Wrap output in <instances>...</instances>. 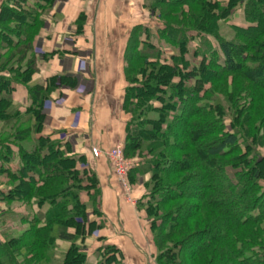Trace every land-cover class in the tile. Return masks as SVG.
<instances>
[{"label":"trees","instance_id":"trees-1","mask_svg":"<svg viewBox=\"0 0 264 264\" xmlns=\"http://www.w3.org/2000/svg\"><path fill=\"white\" fill-rule=\"evenodd\" d=\"M234 1L229 0V5L233 6ZM240 2L243 10V20L246 24L243 26L240 25L239 28L241 29L237 31L243 34L250 31L253 32L250 33L252 39H246L248 42L246 44L255 52L254 56L256 54L259 55V62L254 67L244 66V63L239 61L238 58H241V54L239 53L240 45L232 40H222L218 43L217 50L212 47L209 39H205L204 37L200 41L199 46L195 48L194 53V56L200 55V65L192 66L189 60H186L184 57V54L188 50L186 48V36L190 34L189 39H191L197 36L208 35L209 30L207 29L215 26V18L216 20L226 18L228 11H222L221 14L215 17L212 15V12L210 13L209 6H205L200 0L198 2L196 0H144V7L147 11L154 14L153 17L156 15L161 17V22H154L153 29L143 25L134 27L127 41L124 54V61L126 62L123 69L126 79L124 111L127 114H132L131 118L125 124L123 154L126 158L132 157L136 153L145 155L147 158L142 159L143 165L138 166L140 168L137 172L141 176L147 174L150 177L149 181L145 183V189L147 188V191L145 190V196L138 200L137 205L145 208L149 207L148 205L150 204L148 203L157 197V200L155 199L157 204L163 206L166 205V202L172 203L174 200L179 201L190 198L189 193L180 191L181 181V183L172 181V178L178 175L182 169L178 161L179 157L182 156L180 154L182 150L189 146L191 149L189 147L190 150L187 152V156L192 151L191 156L194 160L200 157V151H205V157L207 159L214 160L218 157L230 155V153L236 150V145L239 142L238 134L240 133L228 134L227 132L223 133L219 129L217 132L219 134L218 138L215 139L213 132L210 131L209 125L203 124V131L201 130L200 134L199 130L193 127L197 124L194 122L190 123L191 114L194 112L192 111V105H184L186 102H182L179 105H171V110H175L177 125L181 122L184 124H182L183 126L180 129L181 131H185V136L187 135L189 137L187 147L170 143L171 140L167 141V137L164 138V136L169 134L168 131H159L157 127L163 125L165 120L164 112L170 108H165L163 105L161 107L158 103L163 100L162 98L164 96L162 94L166 92L165 88L172 82L170 79L173 76L180 74L183 78L182 80L186 83L191 80L187 93H189V96H197V98H199L203 88L206 90V85L204 84L209 80V77L205 71L209 63L225 72L228 71L229 73L242 75L254 87H257V82L264 77V28L261 27L260 29V25L264 26V6H261L264 5V0H241ZM53 6L54 0H4L1 4L0 156L1 159L8 157L7 160H11V158L15 160L18 158L16 171H9L8 168H5L3 172L9 173L10 179H17L25 185L31 186L29 191L22 189L21 185L12 191L7 192L1 190V195L9 201L14 198L25 197L26 200L29 199L34 202L37 206V213L34 215L32 222L33 225L35 224L34 234L38 236L40 232L47 231L51 236V241H62L72 245L66 253L64 252L57 259L59 264H89L87 263L88 260H86V253L84 251L82 253L79 252V246L76 245V240L80 236L86 238L90 231L94 228L100 229V226H97L95 222H88L86 225V223L77 221V218H87L86 204L81 199L85 197L91 203H94L93 212L98 214V210L96 209L98 179L96 174L86 170V168H81V165L84 166L86 164L84 156L66 155L69 152V148L67 145L63 146L61 144L57 138V133H45L43 131L44 116L41 112V104L46 99L47 94L42 85H29L31 77L37 68L32 54L31 41L42 24L43 15L48 14ZM160 6L164 8L162 9V13L159 9ZM186 6L189 7L187 10H184L183 8ZM167 7H170V9L177 7L179 11L173 15V13L166 12ZM162 19L165 21L163 22ZM187 24L191 25V29H195L192 30L195 31L193 35L192 32L182 30ZM198 25L199 27H197ZM163 40L168 41L173 47L178 48L177 54L179 55L166 54V50L161 46ZM8 49H11V53L9 51L7 52ZM138 62L144 64L142 65L143 72L140 75L142 76L141 80L144 79V82L142 81L143 83L141 85H137V83L129 85L130 75H128L127 69L133 66V63ZM147 67L152 68L148 77L144 75ZM155 69L157 71H154ZM136 79L134 77L133 80ZM13 84H20L27 88L29 105L25 110L26 114L30 115V124L26 122L27 119L21 120L19 106L13 103ZM175 86L177 87V83ZM259 89H264V86ZM186 95L177 93L175 96L179 101H182L187 99ZM168 99H171V95L168 96ZM151 102H155L157 105L151 107ZM141 107L148 109L149 113H157V116L160 118L153 120L149 117H141L140 115L133 116V113L130 112V108L140 110ZM253 119H255L253 113H247L245 123H248V129L252 133H255L254 136L256 135L257 129L260 134L264 135V125L260 124L258 127L256 122H252ZM144 124H148L150 127L145 129L143 128ZM191 128L195 130H190ZM207 129L210 132H206ZM171 136L177 140L176 135L171 134ZM3 137L5 138L3 139ZM241 137L243 138L242 135ZM29 141L33 144L30 150H26L23 144H27ZM243 146L246 150L249 149V144L244 142ZM247 152L242 151L239 156L241 166L238 168V171L234 170L236 166L233 165L230 169L227 168V170H224L220 166V169L216 170L217 172L206 168L208 166L207 162L200 165V172L205 173L207 182L202 184L200 188L201 193L198 197H195L199 202L193 204L192 207L190 206L191 211H193V216H190L191 212L184 209L183 204L170 208L171 213H166L165 218L171 221V223L168 224L167 222L163 226L162 230L166 231L163 237L166 240H170L171 237L174 238L176 236L178 239L171 243L169 249H166L162 254H158L157 260H159V257H163V263L165 261L166 264H177L176 258H181L178 264H185V258L193 260L195 257L201 255L206 257L207 264L213 261L208 246L209 241L212 239L213 241L215 240L212 235L213 221H210L205 216H202L203 218L197 224H194L192 220H194L195 215L198 213L205 215L201 211V206H213L215 202L213 198L221 199V191L216 192L213 189L214 186H218L221 183H224V186H226L224 190L226 189L228 192H231V195H237V197H231V200L229 198V200H226V205L229 208L237 209V218L231 221L234 225L244 227L246 225L264 222V206L258 203L264 201V192L260 193L259 191V197H257L256 201L255 199L253 201L251 200V196L246 193V191L250 192L251 190H249L248 185L245 183L251 179L255 181L264 178V155L255 153V151ZM173 162L179 163L174 164L177 165L176 168H174L175 166L172 168ZM132 168H135V163L131 165L130 170ZM234 174H238L240 180H233ZM128 176L129 180H132L134 177L131 172L128 173ZM252 183L255 184V182H248L250 186H252ZM231 186H235V189H232ZM91 190H93L94 194L90 193ZM257 190L258 187L252 193L255 194L258 192ZM24 192L26 193L24 194ZM168 193V201L165 198H161ZM250 200L255 205L251 206ZM222 202H225L223 198ZM225 209L223 212L225 218H231L229 209L227 207ZM182 210L186 212L185 218L179 220L178 213L182 212ZM146 212L148 215H151L149 208H147ZM188 221L192 223L187 226ZM218 230H220L219 227ZM190 239H194L198 243L200 242L196 251L194 249V251L191 250V246L188 245L187 241ZM254 239L256 240L257 238L254 237ZM260 248L251 249L249 246L246 248L241 245L235 248V257L239 258L238 261L241 264H264V250ZM111 250H115L113 252L116 254L118 253L122 262L120 252L116 248ZM2 252L3 250L0 249V255ZM106 252L104 253L105 258L102 257L103 259H100V264L114 263L116 260L120 261L116 255L109 253L108 250ZM188 252L190 253L187 254ZM258 254L259 256L262 255L261 259L258 258ZM8 258L9 263L7 264H19L17 261H12L9 255ZM103 260L104 262H102ZM95 264H99V262Z\"/></svg>","mask_w":264,"mask_h":264},{"label":"rangeland","instance_id":"rangeland-1","mask_svg":"<svg viewBox=\"0 0 264 264\" xmlns=\"http://www.w3.org/2000/svg\"><path fill=\"white\" fill-rule=\"evenodd\" d=\"M197 2L199 0H196ZM203 2V4L206 6H209L210 13L212 12V15L217 17L219 14L222 13V11H228V16L226 18H215V26L211 27L209 30V34L206 36H197L194 38L189 39V36H186V48L188 49L187 52L184 54L185 59L189 60L190 64L193 65H200V55L194 56L195 54V48L199 46L200 41H202L205 37V39H209L211 45L213 48L218 50V43L222 40H232L240 45L239 47V53L241 54L238 58L241 63H244V66L247 67H254L258 62L259 55L256 54L254 56L255 52L252 50L250 46H247L246 39H252V36H250V33H253L252 31L248 33H239L237 30L241 29L239 28L240 25H245L243 20V10L241 7V0H235L233 2V6L229 5V0H200ZM264 6V5H261ZM189 6L184 7V10H187ZM160 12L162 13V8L160 6ZM166 12L178 13L179 9L173 8L170 9V7L166 8ZM154 14L148 12V18L151 21V24H155L156 22L161 20V17H158L156 15L153 17ZM161 16V15H160ZM164 17V16H163ZM164 22L165 20L162 19ZM168 21V20H166ZM155 22V23H154ZM161 22V21H160ZM159 22V23H160ZM11 25V24H10ZM168 26H170L169 23H167ZM210 25V24H207ZM193 26V25H192ZM171 27V26H170ZM182 27V26H180ZM199 27V25L197 26ZM238 27V28H237ZM264 28V26L260 25V29ZM187 29V30H184ZM183 31H189L193 32L191 29V25H185V27L182 29ZM161 46L166 50V54H173V55H179L178 48L173 47L168 41L163 40V44ZM212 48V49H213ZM11 53V49H8L7 52ZM141 62L133 63V66H131L129 69H127V73L130 78L129 85H134L137 83V85H141L144 82V79H142L141 73L143 72V66ZM191 66V65H190ZM124 69V67H123ZM190 69V68H189ZM152 68L147 67L146 73L144 75H147V77L150 75ZM154 71H157L155 69ZM207 76L209 77L204 85H206V90L203 88L202 93L200 94L199 98L197 96H189V93H187L188 87L191 84V80H189L188 83L184 82L180 74L178 76H173L170 80L172 82L166 86V92L162 94L164 97L163 100L158 103L166 108L165 113V120L163 122V125H159L157 128L159 131H168L169 134L164 136V138L167 139V141H170V143H176L177 145L187 147V144L189 143V137L185 136V131H181V127L184 125L182 122L177 125L176 123V115L175 110H171V105L174 104L179 105L180 103H185L184 105L190 104L192 105V111L194 113L191 114L190 117V123H196L197 125L193 126L196 130H199V133L201 134L202 125L208 124L210 127V131L213 132V137L216 139L218 138V130H222L223 133H240L238 134L239 142L238 145H236V150L230 153V155H227L225 157H218L214 160H209L207 157H205V151H200L201 155L198 158H194L191 156L192 151L189 152L190 155L187 156V152L191 149L186 148L182 150L181 154L182 156L179 157L180 165L182 166L180 173L178 175H175L173 177L172 181L179 182L182 184L180 185V191L183 193H189L190 198L183 199V200H174L172 203L166 202V205H158L156 200L157 198H153L154 200L150 201L148 204L149 207H143V206H137V202L133 195V189L132 185L136 183L137 180H129L128 179V173L127 172V183L129 187V193L128 197L131 200L127 201V198H125V190L122 189V187L119 186V195L124 200L125 203H128L132 206H137V209L143 210L145 213V230L148 234V237L150 238V243L154 246V253L149 257V255L144 256V260H149L150 264H166L165 261L163 263V257H159L157 260V255L162 254L166 249H169L171 247V243L175 242L178 238L176 236L173 238L171 237L170 240L163 237L166 231L162 230L163 226L168 222V224L171 223V221H168L165 218L166 213H171L170 208L176 207V206H184V209L188 210V212H191L190 216H193L190 206L192 207L193 204H196L197 199L196 196L201 193V186L204 184V182H207V179L205 178V173L200 172V165H203V163L207 162L208 166L206 168L212 169L213 171L217 172V169H220V166L223 167L224 170H227V168L230 169V167L236 166L234 168L235 171H238L239 167L241 166V160L239 159V156L241 155L242 151H248L249 153L251 151H255V153H260V155H264V135L260 134V132L256 131L255 133H252L248 129V123H245V119L247 117V113H253L255 116V119H253L252 122H256L258 127L260 124L264 125V89H259L260 87L264 86V77H262L259 82H257V87L252 86L251 83H249L242 75L235 74V73H229L228 71L225 72L222 69L215 67L213 64L209 63V65L206 68ZM139 73V74H138ZM133 77V78H132ZM134 77H136V80H133ZM146 77V78H147ZM143 81V82H142ZM177 83V87L175 86ZM256 84V83H255ZM179 86V87H178ZM153 93V92H152ZM177 93L180 95L187 94V99H184L182 101H179L178 98L175 96ZM156 95V94H155ZM171 95V99H168V96ZM174 95V97H173ZM196 97V98H195ZM156 106L157 103H150V106ZM149 107V106H147ZM188 107V106H187ZM131 109V113H133V116L140 115L141 117H149L153 120H158L160 117L157 116V113L152 112L149 113L148 109H143L142 107L140 110H135L133 108ZM125 110V109H124ZM145 110V111H144ZM42 112V111H41ZM125 112V111H124ZM20 118L21 120H26V122H29L30 124V115L26 114V110H21L19 108ZM174 113V114H173ZM43 114V113H42ZM128 118H131L132 114H127ZM43 126L47 124V115H43ZM162 119V118H161ZM183 124V125H182ZM173 125V126H172ZM261 125V126H262ZM255 126V125H254ZM150 125L144 124L143 128H149ZM170 127V129H169ZM194 128H191L190 130H195ZM200 128V129H199ZM209 129H207L206 132H210ZM176 135V139H173L171 134ZM198 133V134H199ZM243 136V138L241 137ZM212 137V138H213ZM5 137H3L4 139ZM2 139V140H3ZM209 139V138H208ZM173 140V142H172ZM247 143L249 144V149L246 150V148L243 146V144ZM0 143H1V120H0ZM33 143L29 141V143L23 144L24 148L26 150H30V147ZM69 152H65L66 155L70 154V147ZM173 152V151H172ZM247 152V153H248ZM128 153H130L128 151ZM127 153V154H128ZM124 155V154H123ZM184 157V158H183ZM8 157L1 159L0 156V249L3 250V252L0 255V264H7L9 263V258L12 259V261H17L19 264H59V261L57 259L66 253V251L72 246L70 243L62 242V241H51L50 234L45 232H40L37 235L34 234V226L32 222L34 219V215L37 213L36 211V204L32 202L31 200L27 199L25 197L22 198H14L12 200H6L4 199V196L1 195V190L3 191H12L15 188H19L20 185L22 189H27L29 191L30 187L29 185H25L23 182H20L17 179H10V175L7 172H3V170L6 168L12 171H16L18 164L15 163V160L11 158V160H7ZM125 160L129 163L130 167L134 160L137 159H146L147 157L145 155L141 154H134L132 157H124ZM183 158V159H182ZM14 160V161H13ZM178 163V162H176ZM173 162L172 168H176L177 165ZM179 164V163H178ZM87 166V164H85ZM185 166V168H183ZM129 167V169H130ZM211 167V168H210ZM245 169V168H244ZM240 173V172H238ZM233 176V175H232ZM230 176V178H232ZM186 177V178H184ZM184 178V179H183ZM150 177L147 178L146 182H140L142 184L144 191H147V188L145 189V183L149 181ZM228 179V178H227ZM233 180L238 181L240 180V177L238 174H234ZM181 181V182H180ZM251 182H255V184L252 183V186H250ZM248 185L250 192L246 191L247 195L251 196V200L256 201L258 196V193L264 192V178L257 179V180H248L245 182ZM246 186V185H245ZM164 187V186H160ZM226 186H224V183L214 186V190L221 191V199H214L213 206H201L202 210L205 215L197 214L195 215L194 224L199 223L202 216L207 217L210 219V221H213L212 224V235L215 238L211 241H209V251L210 255H212L211 259L213 261L210 264H241L239 263V258L235 257V248L239 246H245L246 248L251 247L253 248H260L261 246H264V222L254 223L250 225H246L244 227H237L234 225L231 221H233L236 217V210L234 208H229L226 202V200H229L231 197H237V195H231V192H228L226 189L224 190ZM258 187V192L255 194L252 193L256 188ZM232 189H235V186H231ZM192 189V190H191ZM145 191V192H146ZM227 191V192H226ZM26 192H24L25 194ZM93 193V190L90 192ZM213 193V192H212ZM23 194V196H24ZM99 195V193H98ZM171 195V194H170ZM20 196V195H19ZM98 197V196H97ZM161 198H169V193L165 194L164 197ZM193 198V199H191ZM225 200V202H222ZM229 198V199H228ZM253 198V199H252ZM86 199L85 198H81ZM232 199V198H231ZM230 199V200H231ZM163 200V199H162ZM251 206L255 205L253 204V201H251ZM86 204V212H91L94 203H91L90 200H87ZM168 201V199L166 200ZM261 201V200H258ZM134 203V204H132ZM261 203L262 206H264V201L258 202ZM247 206L248 203H246ZM228 208L229 213L231 215V218H225V215L223 212L226 210L225 208ZM147 208H149V211L151 215H148ZM93 212V211H92ZM185 211L182 210V212L178 213V219L183 220L185 218ZM195 213V212H194ZM197 213V212H196ZM93 214H95L93 212ZM190 214V213H189ZM226 214V212H225ZM86 219L77 218V221H81L83 223H88V214L86 215ZM200 216V217H199ZM229 216V215H228ZM96 220L95 221L97 226L102 227V220L100 218L99 213L96 214ZM176 221V219H175ZM198 221V222H197ZM191 221H188L187 226L191 225ZM218 227L220 230H218ZM99 229L94 228L92 231H90L86 238H83L80 236L76 240V245L79 246V252L82 253L83 251L86 253V260L89 264H100V259L105 258L104 253H107L108 250L109 253H112L113 255L117 256V259L114 263H105V264H124L121 262V259L116 254L115 249L117 247H114L110 244H105L107 241L106 239H103L100 237V233L98 232ZM254 237L257 239L255 240ZM262 240V241H261ZM238 241V242H237ZM188 242V245L191 246V250H197L199 247V243L196 242L194 239H190ZM213 242V243H211ZM216 244V245H213ZM84 248H83V247ZM233 248V251H232ZM261 250H264V247L260 248ZM193 250V251H194ZM191 252V251H190ZM188 252L187 254H189ZM7 255V256H6ZM261 256L258 254V258L261 259ZM103 257V258H102ZM181 258H176L177 264ZM104 262V260L102 261ZM206 257L199 256L195 257L193 260H188L185 258V264H207Z\"/></svg>","mask_w":264,"mask_h":264},{"label":"crops","instance_id":"crops-1","mask_svg":"<svg viewBox=\"0 0 264 264\" xmlns=\"http://www.w3.org/2000/svg\"><path fill=\"white\" fill-rule=\"evenodd\" d=\"M3 2L0 0V10ZM137 25L154 26L144 0H54L31 41L37 68L29 85H42L47 94L41 104L47 115L43 131L57 133L71 155L85 157L87 166L81 168L96 174V209L102 220L98 232L105 244L117 247L124 264H150L141 257L154 253L144 227L145 213L138 205L124 202L110 162L103 155L93 157L90 151L94 147L102 151L124 148L129 119L124 112V54ZM12 99L25 110L27 88L13 84ZM133 163L135 168L129 170L132 180H137L132 189L138 202L145 196L139 181L146 182L149 175L137 172L143 165L141 159ZM92 211L87 213L88 222H97Z\"/></svg>","mask_w":264,"mask_h":264},{"label":"built area","instance_id":"built-area-1","mask_svg":"<svg viewBox=\"0 0 264 264\" xmlns=\"http://www.w3.org/2000/svg\"><path fill=\"white\" fill-rule=\"evenodd\" d=\"M90 152L93 157H99L103 155L108 159L118 185L122 187L123 190H125V198H127V201L131 202L128 197L129 187L126 179L130 165L124 158L122 147L118 146L105 151L94 147L91 148Z\"/></svg>","mask_w":264,"mask_h":264}]
</instances>
